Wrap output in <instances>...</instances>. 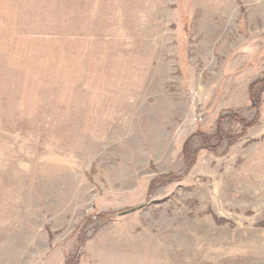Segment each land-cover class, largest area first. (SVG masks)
<instances>
[{
    "label": "rangeland",
    "instance_id": "374dc122",
    "mask_svg": "<svg viewBox=\"0 0 264 264\" xmlns=\"http://www.w3.org/2000/svg\"><path fill=\"white\" fill-rule=\"evenodd\" d=\"M259 81L264 0H0V264H264Z\"/></svg>",
    "mask_w": 264,
    "mask_h": 264
},
{
    "label": "trees",
    "instance_id": "16d2710c",
    "mask_svg": "<svg viewBox=\"0 0 264 264\" xmlns=\"http://www.w3.org/2000/svg\"><path fill=\"white\" fill-rule=\"evenodd\" d=\"M259 82H263L264 83V81H259ZM242 121V120H241ZM243 122V121H242Z\"/></svg>",
    "mask_w": 264,
    "mask_h": 264
},
{
    "label": "water",
    "instance_id": "95a60500",
    "mask_svg": "<svg viewBox=\"0 0 264 264\" xmlns=\"http://www.w3.org/2000/svg\"><path fill=\"white\" fill-rule=\"evenodd\" d=\"M121 214H123V212Z\"/></svg>",
    "mask_w": 264,
    "mask_h": 264
}]
</instances>
